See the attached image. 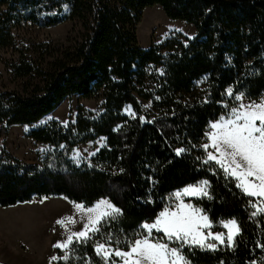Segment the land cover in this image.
<instances>
[{
	"label": "trees",
	"instance_id": "trees-1",
	"mask_svg": "<svg viewBox=\"0 0 264 264\" xmlns=\"http://www.w3.org/2000/svg\"><path fill=\"white\" fill-rule=\"evenodd\" d=\"M152 6L191 24L194 35L142 47L137 28ZM64 22L71 26L60 42L18 34L25 23ZM0 51L9 53L5 63L16 81L15 89L0 91L1 139L10 125L38 121L65 97L102 98L95 111L79 105L66 124L50 120L29 130L49 147L41 163L20 160L0 142L1 207L62 196L86 206L107 198L121 209L87 243L72 245L70 264H104L96 237L108 242L111 234L113 246L127 248L171 192L200 180L208 181L211 199L192 202L213 223L235 219L240 235L234 248L185 247L183 254L191 264H264V215L250 216L249 198L203 163L201 147L208 125L235 104L227 89L250 99L264 93V0H0ZM98 137L105 144L91 165L70 160L74 147ZM179 148L186 151L177 156Z\"/></svg>",
	"mask_w": 264,
	"mask_h": 264
},
{
	"label": "snow or ice",
	"instance_id": "snow-or-ice-1",
	"mask_svg": "<svg viewBox=\"0 0 264 264\" xmlns=\"http://www.w3.org/2000/svg\"><path fill=\"white\" fill-rule=\"evenodd\" d=\"M227 95L240 103L227 117L221 116L210 124V131L205 133L207 142L201 145L206 153L203 163L213 165L233 179L235 186L249 198L248 204L254 209L250 216L257 217L264 215V99L245 104L242 102L244 94L234 95L232 88L227 89ZM132 115L135 117L134 113ZM185 151L179 148L175 153L180 156ZM209 187L205 180L176 192L174 197L178 203L175 207L165 208L152 223L142 224L143 234L128 242L127 250L113 247V237L109 234L107 243L94 245L95 254L104 264H191L183 254L185 247L202 251H216L218 245L234 248L236 237L240 235V226L235 219L222 222L226 233H214L211 231L212 222L203 209L184 202L183 197L186 196L211 199ZM76 210L84 214L86 222L80 231L70 232L64 241L53 245L63 255L52 256V261L67 262L70 259L68 250L74 243H87L100 232L103 220L122 215L121 209L107 200H101L92 208L77 204ZM75 223L71 217L57 221L62 227ZM115 243L118 245L120 242L117 240ZM258 247L264 250V244H258ZM251 264L260 262L254 260Z\"/></svg>",
	"mask_w": 264,
	"mask_h": 264
},
{
	"label": "rangeland",
	"instance_id": "rangeland-1",
	"mask_svg": "<svg viewBox=\"0 0 264 264\" xmlns=\"http://www.w3.org/2000/svg\"><path fill=\"white\" fill-rule=\"evenodd\" d=\"M70 26V22L46 27L25 23L18 30V34L36 41L47 40L60 42L66 37ZM194 33L195 29L191 24L167 18L159 6L146 8L143 11L141 22L137 28L139 44L142 47L159 44L170 37H192ZM9 58L10 55L8 52L0 51V91L16 88V81L12 79L10 69L5 63ZM261 99H264V93L256 99H250L244 95L242 102L247 104L253 101L259 102ZM101 102L102 98L100 97L85 99L80 98L76 94L65 97L58 103L54 110L42 116L38 121L32 124L10 125L5 137L0 138V142L3 141L5 150L20 160L28 163H41L42 157L48 151L49 147L29 138L27 136L29 130L41 126L50 120H57L62 124H66L69 120H74L79 105L87 110L95 111L99 108ZM238 103L240 102L235 100L234 106L221 116L227 117L231 109L238 106ZM141 105L144 111L150 108L148 101H141ZM123 112L129 116H133L132 113H134L130 106H126ZM210 124L206 132L210 131ZM205 142H207V138L204 135L203 144ZM104 144V137H98L93 141L81 143L71 150L69 158L77 165L83 163L91 165L94 155ZM202 181L205 180H200L185 187L198 185ZM185 187L171 192L167 196L165 206L160 212L165 208H174L175 204L178 203L174 194L181 192ZM193 198L196 197H183L185 203H191L195 207L200 208L192 202L191 199ZM101 200L109 201L107 198H101L94 204L86 206L82 203L69 201L62 196H49L35 197L28 202L11 207L4 208L0 206V264H60V261L63 260H51L52 256L63 255V252L58 248H54L53 245L57 242L64 241L70 234V231H80L83 223L86 222L84 214L77 212L76 205L82 204L86 208H92ZM69 217L75 219L76 223L67 224L66 227L57 224L58 220H67ZM107 219L110 218H106L105 220ZM154 220L155 218L145 223H152ZM227 220L229 219L220 220L217 223L212 222L213 227L211 231L214 233H226L227 230L223 228L222 222H226ZM141 234H143L142 229ZM154 235H157V233H154ZM95 240L96 243H107L97 237ZM170 246L177 247L174 245ZM122 250H127V248ZM67 263L70 264V261H67Z\"/></svg>",
	"mask_w": 264,
	"mask_h": 264
},
{
	"label": "bare ground",
	"instance_id": "bare-ground-1",
	"mask_svg": "<svg viewBox=\"0 0 264 264\" xmlns=\"http://www.w3.org/2000/svg\"><path fill=\"white\" fill-rule=\"evenodd\" d=\"M68 214V213H67ZM74 214V213H73ZM44 215V214H43ZM68 216V215H67ZM48 223V222H47ZM72 226V225H71ZM74 227V226H73ZM76 227V225H75ZM53 228V227H52ZM35 229H36V226H35ZM77 229V228H76ZM50 230V229H49ZM67 230V229H66ZM65 231V230H64ZM71 232V231H70ZM54 234V233H53ZM66 234V233H65Z\"/></svg>",
	"mask_w": 264,
	"mask_h": 264
}]
</instances>
